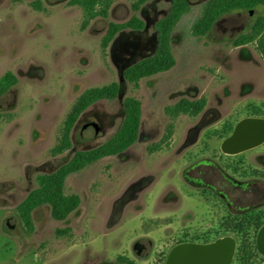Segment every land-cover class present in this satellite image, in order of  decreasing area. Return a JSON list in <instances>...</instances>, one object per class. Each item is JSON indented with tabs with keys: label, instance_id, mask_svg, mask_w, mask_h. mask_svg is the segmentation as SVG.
<instances>
[{
	"label": "rangeland",
	"instance_id": "obj_1",
	"mask_svg": "<svg viewBox=\"0 0 264 264\" xmlns=\"http://www.w3.org/2000/svg\"><path fill=\"white\" fill-rule=\"evenodd\" d=\"M135 1L112 0L108 18L82 30L84 12L69 0H0V78L12 72L18 79L0 98V264H103L120 256L134 264H166L178 243L174 207L166 204L174 184L169 174L220 153L222 140L242 119L264 121V57L258 43L233 44L262 10L227 15L198 36L194 26L211 0H188L190 11L171 35L174 68L134 88L124 72L155 55L156 25L171 11L170 0L150 1L137 14L144 30L121 32L104 51L110 23L129 21ZM37 2L41 10L32 6ZM112 83L119 85L118 97L91 106L73 129L72 149L53 157L77 99ZM128 97L142 103L136 144L69 176L65 194L79 196L80 208L62 222L53 219L49 206L37 209L30 234L18 206L37 188L36 177L111 140L121 128ZM184 99H204L205 108L196 117H170L167 108ZM254 238L250 228L232 236V264H264L253 251L243 262L241 249H254ZM137 241L151 246L137 255Z\"/></svg>",
	"mask_w": 264,
	"mask_h": 264
},
{
	"label": "trees",
	"instance_id": "obj_2",
	"mask_svg": "<svg viewBox=\"0 0 264 264\" xmlns=\"http://www.w3.org/2000/svg\"><path fill=\"white\" fill-rule=\"evenodd\" d=\"M152 0H136L132 5L134 15L122 24L110 23L103 38L102 47L106 51L116 36L124 31H142L145 23L138 17V12ZM171 11L157 25L158 48L152 57L146 58L124 72L126 82L138 88L143 79L165 73L174 68L176 61L171 50V35L182 17L190 11L188 0H170ZM34 8L41 10V3H33ZM69 6L79 7L84 12L82 30H86L90 23L98 18H108L112 7V0H69ZM264 12V0H211L207 3L203 16L194 26V33L198 36L206 35L223 17L237 12ZM258 43V48L264 57V14L256 16L250 31L239 36L234 46H246ZM18 84L17 77L8 72L0 78V98L7 95ZM119 94V85L112 83L108 86L86 90L76 101L68 114L62 128L59 144L53 149L52 156L57 157L72 149V132L80 117L94 104L102 101H114ZM206 101L181 100L173 107L167 108V114L172 118L181 115L196 117L205 108ZM125 116L121 128L105 145L91 151H79L71 160L51 174H40L36 177L37 188L18 206V212L30 234L33 232V213L49 206L54 220L66 221L81 206V198L77 195L65 194V183L69 176L84 170L98 161L124 153L136 144L142 119V103L132 97L124 100ZM3 115L0 114V121ZM243 262L252 257V247L243 246ZM120 260H122L120 258ZM134 264V262H133Z\"/></svg>",
	"mask_w": 264,
	"mask_h": 264
},
{
	"label": "flooded vegetation",
	"instance_id": "obj_3",
	"mask_svg": "<svg viewBox=\"0 0 264 264\" xmlns=\"http://www.w3.org/2000/svg\"><path fill=\"white\" fill-rule=\"evenodd\" d=\"M245 121L263 120L242 119L231 135L222 140L220 153L196 158L190 166L169 174L174 184L166 193V204L174 207L178 230L175 247L209 245L213 243L210 239L239 237L250 228L255 235L253 252L264 258V137L257 131L236 137ZM190 199L194 201L192 204ZM193 219L195 223L191 222ZM219 223L221 228L216 226ZM150 246L149 241H137L133 250L140 255ZM234 257L235 254L230 264ZM133 262L120 256L116 263L103 264Z\"/></svg>",
	"mask_w": 264,
	"mask_h": 264
},
{
	"label": "water",
	"instance_id": "obj_4",
	"mask_svg": "<svg viewBox=\"0 0 264 264\" xmlns=\"http://www.w3.org/2000/svg\"><path fill=\"white\" fill-rule=\"evenodd\" d=\"M257 131L264 137V121L243 122L237 136ZM236 244L232 239H222L205 246L181 245L175 247L166 264H230L235 254Z\"/></svg>",
	"mask_w": 264,
	"mask_h": 264
}]
</instances>
